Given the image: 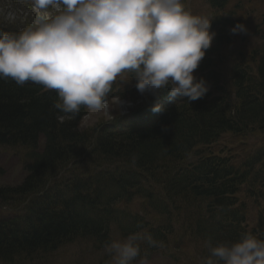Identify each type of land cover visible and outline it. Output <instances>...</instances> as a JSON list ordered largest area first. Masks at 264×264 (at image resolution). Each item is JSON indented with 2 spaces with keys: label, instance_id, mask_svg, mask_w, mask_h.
Instances as JSON below:
<instances>
[{
  "label": "trees",
  "instance_id": "1",
  "mask_svg": "<svg viewBox=\"0 0 264 264\" xmlns=\"http://www.w3.org/2000/svg\"><path fill=\"white\" fill-rule=\"evenodd\" d=\"M227 2L208 0L211 7L220 10ZM28 10L5 4L0 8L3 23H0V32L18 34L4 21L6 15L12 12L16 15L14 21H27ZM228 26L211 29L215 33L211 56L218 52L223 40L230 41V33L226 36L224 29L234 25ZM259 40H264V33ZM211 60L202 68L212 69ZM229 70L232 98L224 83L220 85L224 76L211 70L206 78L209 91L202 98L188 101L185 97L184 101L178 100L158 115L150 125L122 131H114L109 126L80 129L87 114L86 107L82 106L79 113L70 118L54 107L61 102L55 90H45L31 82L18 86L11 79H0V146L27 150L25 175L19 184L0 188V199L18 196L24 199L37 194L39 182H48L53 190L61 189L59 194H67L62 201H58L60 196L55 197L50 205L40 198L33 199L25 209L28 221L12 222V231L0 226V264L29 260L38 249L40 256L45 257L53 249L80 240H91L104 248L112 241L111 223L121 238L147 233L161 243L162 246L155 247L147 241H138L140 254L132 263L168 249L171 241L179 244L185 234L200 247L203 261L210 255L206 241L216 246L237 241L244 234L264 240V217L260 215L258 230L248 233L242 220L244 209L236 207V201L227 197L238 192L245 181L244 174L222 159L202 156L201 147L215 143L226 133L228 124L245 123L264 131V44L250 48L246 55L239 52ZM130 83V99L124 94L121 96L135 103L141 94L135 88V79ZM85 161L97 167L101 163H112L121 168L104 176L95 172L87 184L78 179L75 187H70L67 181L59 184L52 181L68 165ZM256 165L264 169V149L252 155L244 167ZM3 173L0 167V176ZM260 173L256 171L250 184L263 186L259 197L264 199V174L259 177ZM145 181L155 184L146 182L145 186ZM134 196L145 200L149 209L163 216L164 224L146 225L140 216L113 208L117 202H131ZM32 203L38 205L37 210H31ZM67 203L74 204L75 208H65ZM192 206L200 207L202 214L195 209L181 215L184 220H172L171 211L179 218L181 210Z\"/></svg>",
  "mask_w": 264,
  "mask_h": 264
},
{
  "label": "clouds",
  "instance_id": "2",
  "mask_svg": "<svg viewBox=\"0 0 264 264\" xmlns=\"http://www.w3.org/2000/svg\"><path fill=\"white\" fill-rule=\"evenodd\" d=\"M34 18L18 34L0 32V79L55 90L54 104L70 118L82 106L105 117L123 115L125 101L110 96L114 84L135 79L144 95L170 88L169 102L202 98L209 85L194 75L215 36L211 20L187 11L182 0H31ZM8 21L15 20L9 12ZM246 33L243 23L230 29ZM156 103L153 113L162 111ZM64 117H60L62 120ZM138 241L160 247L150 234L134 233L105 245L112 264H132ZM203 264H264V240L244 234L212 246Z\"/></svg>",
  "mask_w": 264,
  "mask_h": 264
},
{
  "label": "rangeland",
  "instance_id": "3",
  "mask_svg": "<svg viewBox=\"0 0 264 264\" xmlns=\"http://www.w3.org/2000/svg\"><path fill=\"white\" fill-rule=\"evenodd\" d=\"M6 1L7 0H3L0 2V8H4L5 4L10 3L9 1ZM205 2V0H182L187 11H190L193 15L208 17L210 20V17L213 14L217 16V20L227 18L228 10L233 7L236 13L235 20L239 23H243L247 28L246 33L233 34L230 36V41L228 42L223 40V43L218 48V52L211 56L212 61L218 66L217 70L224 75L223 79L220 80V85L224 83L227 92L231 95L232 88L229 79V69L237 59L238 53L242 52L246 55L250 48H256L261 44L259 38L264 33V0H231L230 5L227 6L225 11L213 10L209 8ZM14 3L13 7L17 8L22 7V5L26 6L31 4V0H14ZM5 13H7V11ZM32 13L34 14L33 11ZM34 15L27 18V21H8L7 25L24 30V28H18V25L26 26L27 24L24 23H30L34 18ZM261 29L263 31L259 32ZM225 30L230 31L229 28ZM204 57L208 56L205 55ZM208 60H210V57ZM248 65L250 67L252 66L251 63H248ZM124 86H126V82L121 81L118 87H113L111 95ZM129 95V93H125V98ZM154 97L155 96L150 93H145L144 95H141L137 101L151 100ZM137 101L135 103L131 102V106L125 105L123 108V115L116 114L115 116L105 117L101 113L87 109V114L80 123V129H90L95 126L104 127L110 121H112L114 125H124L126 123V118L140 107V104L137 103ZM138 115V113H134L133 119H136ZM263 146L264 133L251 130V132H248L240 138L238 136L227 137L224 135L214 145V149L217 152L212 153L218 155L219 152L225 151L235 157L229 159L231 162L240 165L243 162L242 154H244V156L246 154V157L250 158L257 149H260ZM24 152L23 149L0 147V167L4 171L3 175L0 176V188L14 186L21 182L24 176V171L21 167L24 164V161H22ZM100 166L101 168H113V165H102V163ZM257 166L260 167V165ZM255 168L256 167L254 166L253 170ZM73 169L74 167L69 169V173ZM66 176L68 175L66 174ZM245 181L250 183L253 181V177L249 176L248 180ZM262 188V185L248 184L245 186L244 184L240 188L239 193L236 194L238 204H241V207L244 208L249 231L255 230L258 227L259 221L261 220L260 214L264 216V200L259 198ZM6 201L7 205L5 207H2L0 204V219L11 218L23 214L24 211L22 210V207L24 201H21L20 203L9 201V199H6ZM122 206V209L126 210L128 213L145 215L148 217L147 219L152 222L150 211L145 208L144 203L137 197H134L130 203L125 204L123 202ZM195 209L202 214L200 207L192 206V208H187L185 211L181 210L179 213V219H186L184 216L181 217V215L191 210L193 212ZM110 231L112 240H121L119 234L114 233L113 227H111ZM93 246L97 251L94 250ZM103 250L101 251V248H98L92 241H78L74 244L62 246L50 255L46 254L45 257L41 255L43 259H41L40 262L20 264H112L111 256L106 253L105 248H103ZM170 253H175V255ZM135 264H203V260L200 255V247L193 241L189 240V234H185L184 239L179 244L175 245L172 241L171 245L168 246V249H163L156 254L153 253L147 261L137 262Z\"/></svg>",
  "mask_w": 264,
  "mask_h": 264
},
{
  "label": "bare ground",
  "instance_id": "4",
  "mask_svg": "<svg viewBox=\"0 0 264 264\" xmlns=\"http://www.w3.org/2000/svg\"><path fill=\"white\" fill-rule=\"evenodd\" d=\"M217 69H218V66H217V64H215L213 66V70L216 71ZM225 127L227 129L226 134H225L227 137H232V136L234 137L236 135H238V136L239 135L240 136H244L248 132H251V130L258 131V129L256 127L250 128L247 124H245V123L243 124V123H239V122H233L231 124H228ZM238 132H240V133H238ZM242 155H243V157H242L243 158L242 159L243 161H246V162L250 161V158L246 157V154H245V156H244V154H242ZM239 157H241V156H239ZM66 168L67 169H71L72 166L68 165ZM80 173H81L80 166L79 165L74 166L73 174H72V176H71V178H70V180L68 182V185L70 187L77 186V184H78V177H79ZM50 186L51 185L48 182L47 183L39 182V184L37 186V188H38V191H37L38 192V196L35 197V199L40 198V199L44 200L47 205L48 204L50 205V204H52V201L54 200L55 197H59L60 196L59 197L60 200H58V201H62V200H64L67 197V194H65V193L64 194H59V190H61V189H59V190L54 189L53 190ZM56 188H57V186H56ZM59 188H61V187H59ZM49 198L51 200L50 201H47ZM9 201H13V202H16V203H20L22 200L18 196V197H11L9 199ZM6 202H7L6 200L0 199V204H1L2 207H5L6 206V204H7ZM32 206H33V208H31V210L32 209H34V210H37L38 209V205H36L35 203H32ZM64 207L67 208V209H69V208H71V209L75 208L72 203H67L66 205H64ZM13 219H14V221L19 222V223H24V222L28 221V218L26 216H22V215H20V216H14ZM245 219H246V216H245V213H244L243 216H242V220H245ZM10 221H11L10 219H6V223H10ZM5 228L7 230H9V231H12L14 229V225L12 223H10ZM39 251H40L39 249H38V251H35L34 254H32V255H30L28 257V259L30 261L40 262L41 259H43V257L40 256V252ZM52 252H54V249H53V251L48 252L47 255H50Z\"/></svg>",
  "mask_w": 264,
  "mask_h": 264
}]
</instances>
